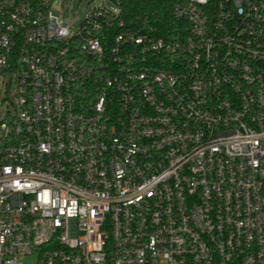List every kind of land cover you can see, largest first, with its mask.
<instances>
[{
  "label": "built area",
  "instance_id": "2783aa9c",
  "mask_svg": "<svg viewBox=\"0 0 264 264\" xmlns=\"http://www.w3.org/2000/svg\"><path fill=\"white\" fill-rule=\"evenodd\" d=\"M55 1L0 0V264H264V0Z\"/></svg>",
  "mask_w": 264,
  "mask_h": 264
},
{
  "label": "trees",
  "instance_id": "16d2710c",
  "mask_svg": "<svg viewBox=\"0 0 264 264\" xmlns=\"http://www.w3.org/2000/svg\"><path fill=\"white\" fill-rule=\"evenodd\" d=\"M176 1L122 0V18L128 26L154 28L158 35L166 39H181L185 36V31L189 30V23L171 13Z\"/></svg>",
  "mask_w": 264,
  "mask_h": 264
},
{
  "label": "rangeland",
  "instance_id": "374dc122",
  "mask_svg": "<svg viewBox=\"0 0 264 264\" xmlns=\"http://www.w3.org/2000/svg\"><path fill=\"white\" fill-rule=\"evenodd\" d=\"M103 4L114 6L109 0H56L52 4V10L57 13L60 19L70 22L73 27H77L95 7ZM16 88V83L12 78H0V119L11 108V97L17 101ZM33 263V259L24 261V264Z\"/></svg>",
  "mask_w": 264,
  "mask_h": 264
}]
</instances>
